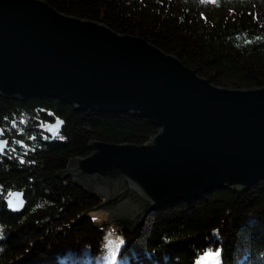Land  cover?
Returning <instances> with one entry per match:
<instances>
[{
	"label": "trees",
	"instance_id": "obj_1",
	"mask_svg": "<svg viewBox=\"0 0 264 264\" xmlns=\"http://www.w3.org/2000/svg\"><path fill=\"white\" fill-rule=\"evenodd\" d=\"M44 1L142 37L216 85H264V0ZM159 131L132 113L0 94V138L8 144L0 153V264H201L208 252L220 256L204 264H264V179L247 191L220 187L160 206L133 230L112 231L84 214L104 199L56 174L71 157L93 153L92 139L141 145ZM16 190L26 198L18 213L6 204Z\"/></svg>",
	"mask_w": 264,
	"mask_h": 264
},
{
	"label": "water",
	"instance_id": "obj_2",
	"mask_svg": "<svg viewBox=\"0 0 264 264\" xmlns=\"http://www.w3.org/2000/svg\"><path fill=\"white\" fill-rule=\"evenodd\" d=\"M0 94L58 98L155 122L160 131L148 143L92 139L93 153L71 157L56 173L105 196L84 214L108 209L123 229L133 230L160 206L220 187L247 191L264 179V85H216L142 37L44 0H0ZM0 145L2 154L6 139ZM11 194L8 209L23 211L24 192Z\"/></svg>",
	"mask_w": 264,
	"mask_h": 264
},
{
	"label": "rangeland",
	"instance_id": "obj_3",
	"mask_svg": "<svg viewBox=\"0 0 264 264\" xmlns=\"http://www.w3.org/2000/svg\"><path fill=\"white\" fill-rule=\"evenodd\" d=\"M101 197V196H100ZM104 199H106V197L104 196ZM103 203H105V201H103ZM90 215L92 216V218L94 219V222L97 224V225H101L103 226L104 228H107V227H111V230L112 231H116L117 230V227L119 225H116L114 224V222L111 220L110 218V215H111V211H108V209H103V208H99L97 210H93L90 212ZM148 216V215H147ZM147 216L145 217V219H147ZM144 219V221H145ZM104 221L106 223H108V221L110 222V224H106L105 225H102L104 223ZM143 223V221H142ZM142 223H140L139 225H137L136 227L140 226ZM112 224V225H111ZM119 227H122V226H119ZM125 228H130V227H125Z\"/></svg>",
	"mask_w": 264,
	"mask_h": 264
},
{
	"label": "snow or ice",
	"instance_id": "obj_4",
	"mask_svg": "<svg viewBox=\"0 0 264 264\" xmlns=\"http://www.w3.org/2000/svg\"><path fill=\"white\" fill-rule=\"evenodd\" d=\"M48 130L52 131L53 129L49 128ZM3 147H4V145H0V148H3ZM9 195L11 196L12 194L10 193ZM12 204H13L12 200H9V205L12 206ZM13 210H16V209L13 208ZM0 235H3L2 230H0ZM121 243H123V242H121ZM219 256H220L219 252H208L205 254L201 264H204V262L208 261V260H215Z\"/></svg>",
	"mask_w": 264,
	"mask_h": 264
},
{
	"label": "clouds",
	"instance_id": "obj_5",
	"mask_svg": "<svg viewBox=\"0 0 264 264\" xmlns=\"http://www.w3.org/2000/svg\"><path fill=\"white\" fill-rule=\"evenodd\" d=\"M203 2H205V0H203ZM0 239H4L3 235H0Z\"/></svg>",
	"mask_w": 264,
	"mask_h": 264
},
{
	"label": "bare ground",
	"instance_id": "obj_6",
	"mask_svg": "<svg viewBox=\"0 0 264 264\" xmlns=\"http://www.w3.org/2000/svg\"><path fill=\"white\" fill-rule=\"evenodd\" d=\"M7 141V140H6Z\"/></svg>",
	"mask_w": 264,
	"mask_h": 264
}]
</instances>
